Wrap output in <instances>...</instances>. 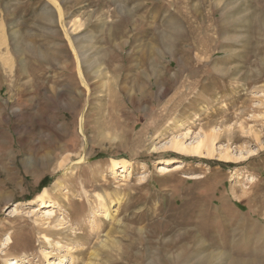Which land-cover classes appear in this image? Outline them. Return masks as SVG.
<instances>
[{
    "label": "rangeland",
    "instance_id": "rangeland-1",
    "mask_svg": "<svg viewBox=\"0 0 264 264\" xmlns=\"http://www.w3.org/2000/svg\"><path fill=\"white\" fill-rule=\"evenodd\" d=\"M16 263L264 264V0H0Z\"/></svg>",
    "mask_w": 264,
    "mask_h": 264
},
{
    "label": "bare ground",
    "instance_id": "bare-ground-1",
    "mask_svg": "<svg viewBox=\"0 0 264 264\" xmlns=\"http://www.w3.org/2000/svg\"><path fill=\"white\" fill-rule=\"evenodd\" d=\"M55 1V0H54ZM59 6V5H58ZM60 9V12L62 11V9L59 7ZM81 64V62L79 61V65ZM79 67V66H78ZM79 70V74L81 76V78L85 81V75H84V72H83V69H82V66H80L78 68ZM86 82V81H85ZM84 82V83H85ZM81 122V130H84L83 129V124H84V120L82 118V120L80 121ZM212 142L211 140L209 139H206L205 137L204 138H201L199 139V141L195 144V145H191V146H184V145H181V146H177L178 148L182 149V150H186V151H189V152H192V153H203L204 150H206V152H214V147L211 146ZM206 147V148H205ZM86 157H82L81 160H85ZM124 167V171L126 170V164L123 165ZM178 167V165H176V168ZM164 168H168V167H164ZM175 168V167H174ZM116 169V168H115ZM107 191V190H106ZM45 203V201H43ZM47 204V203H45ZM48 206H51L50 204H48ZM108 210V209H107ZM46 211V210H45ZM47 215H52L53 214V209H49L47 212ZM17 264V263H16Z\"/></svg>",
    "mask_w": 264,
    "mask_h": 264
}]
</instances>
